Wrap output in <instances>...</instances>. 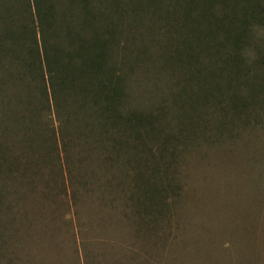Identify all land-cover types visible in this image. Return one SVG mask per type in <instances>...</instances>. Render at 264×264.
<instances>
[{"label":"rangeland","instance_id":"obj_1","mask_svg":"<svg viewBox=\"0 0 264 264\" xmlns=\"http://www.w3.org/2000/svg\"><path fill=\"white\" fill-rule=\"evenodd\" d=\"M87 3L125 110L159 122L128 147L91 104L66 94L54 109L34 96L29 143L3 113L15 96L4 60L0 264H264V61L248 88L226 78L181 0ZM250 45V57L263 53L264 28Z\"/></svg>","mask_w":264,"mask_h":264},{"label":"trees","instance_id":"obj_2","mask_svg":"<svg viewBox=\"0 0 264 264\" xmlns=\"http://www.w3.org/2000/svg\"><path fill=\"white\" fill-rule=\"evenodd\" d=\"M181 1L182 16L195 28L199 41L211 43L220 55L221 72L248 88V71L260 70L264 61L259 47L254 51L257 56H249L255 47L250 45L252 34L264 28L259 0ZM79 5L82 10L75 18L72 12ZM87 6V0H0V65L6 67L5 61L8 65L2 83L15 91V96H6L3 113L17 115L16 125L24 128L29 143L39 113L31 108L34 96H39L38 104L51 101L54 109L57 99L66 94L78 98L84 109L91 104V118L110 131L125 134L128 147L137 142L134 139L148 123L159 122L153 113L125 110L107 42ZM255 77L262 80L256 73ZM250 86L259 92L263 89L256 82ZM254 90L251 101L256 98Z\"/></svg>","mask_w":264,"mask_h":264}]
</instances>
